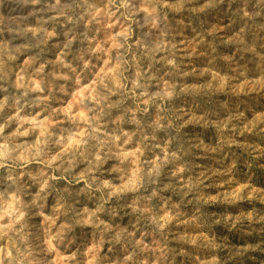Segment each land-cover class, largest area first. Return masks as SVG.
Returning a JSON list of instances; mask_svg holds the SVG:
<instances>
[{"label":"clouds","instance_id":"9594fccd","mask_svg":"<svg viewBox=\"0 0 264 264\" xmlns=\"http://www.w3.org/2000/svg\"><path fill=\"white\" fill-rule=\"evenodd\" d=\"M0 264H264V0H0Z\"/></svg>","mask_w":264,"mask_h":264}]
</instances>
